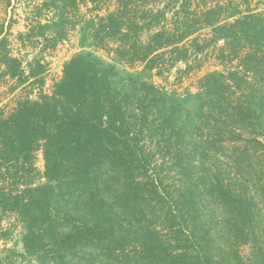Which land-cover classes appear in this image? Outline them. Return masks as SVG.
Here are the masks:
<instances>
[{"label": "trees", "instance_id": "16d2710c", "mask_svg": "<svg viewBox=\"0 0 264 264\" xmlns=\"http://www.w3.org/2000/svg\"><path fill=\"white\" fill-rule=\"evenodd\" d=\"M106 1L43 0V6L66 16L65 24L81 4L98 12ZM145 1L117 0L113 10L96 14L94 44L161 75L178 62L188 70L190 57L222 41L216 59L226 70L199 78L202 93L192 110L153 82L122 78L115 64L80 52L65 62L51 93L0 110V221L14 215L25 231L23 250H0V264H95L142 232L149 264H221L209 248L211 228L200 217L201 184L230 216L234 244L264 240V214L251 211L257 202L250 196L254 186L264 201V185L257 186L264 174V9H252L247 0H201L200 10L191 8L194 0H168L167 6L178 7L171 21L166 7L154 10ZM203 29L210 31L201 39ZM61 30L47 38L62 39ZM29 62L26 71L0 24L2 76L17 86L31 79L42 85L45 63ZM38 151L45 181L35 184ZM156 155H172V168L183 177L202 174L191 191L182 187L177 201L158 174L146 180L155 201L149 212H157L175 238L168 243L150 225L138 229L148 207L134 181L149 174ZM263 252L258 264H264Z\"/></svg>", "mask_w": 264, "mask_h": 264}, {"label": "rangeland", "instance_id": "374dc122", "mask_svg": "<svg viewBox=\"0 0 264 264\" xmlns=\"http://www.w3.org/2000/svg\"><path fill=\"white\" fill-rule=\"evenodd\" d=\"M167 1L146 0L145 3L148 5V8L154 10L166 7L168 11L167 17L171 19L173 13L178 10V7L173 10V8L167 6ZM205 1L208 2L207 5H215L216 3V0ZM247 1L250 2L252 9H264V0ZM116 5L117 0H107L105 4L101 5V9L95 12L90 10V3L87 5L81 4L79 10L70 15L71 18L69 19L71 21L68 20V22L62 24L63 21H67V17H61L55 9H48L46 5L43 6V0H0V24L4 25L5 32H7L9 47L12 49V53L22 59L26 71L29 70V61L33 62L35 58L41 59L46 65V72L43 74L44 83L42 85L40 82L31 79L28 83L21 86H17L15 80L2 76L4 67L1 66L0 110L8 113L15 107L19 99L27 97L35 99L39 97L40 93H51L55 82L62 76L65 62L74 54L80 52L90 53L103 63L115 64L122 78L133 75L138 80L153 82L170 99L180 100L185 106L196 110L197 102L202 93L199 88V78L215 69L226 70V67L219 65L216 59L217 48L223 42L219 41L207 51L198 54L196 57H190L191 62H189V66L191 68L188 70L186 69L187 64L185 62H178L172 67L164 68L161 75H158L156 70L146 69L145 65L141 63L129 66L125 62L120 61L108 49L97 47L92 38L96 21L95 15H104L108 11L113 10ZM204 6L201 0L191 2L192 9L200 10ZM241 7L244 8L245 5ZM41 26H45L44 32L46 36L42 34ZM63 27H65V36L62 39L56 41L52 38H47L50 35H55L57 28L61 30ZM209 31V29H203L198 34L201 39H204L208 37ZM21 33H28V35L22 36V38ZM23 39L25 43H23ZM52 44L54 46H50ZM143 141L147 145L146 148L148 150L154 149L150 148L151 143L148 140L144 138ZM171 156H167L163 160L160 155H156L148 172L149 174L136 177V181H134V183H140L138 185L141 191L140 197H145L144 205L145 208H148L146 209L147 215H145L144 219L138 221V219L134 218L132 220L137 225L136 227L140 226L138 228L140 233L143 231V228L149 225L154 227L156 232L158 229L160 231V238L166 243L175 241V238L162 226L161 221H164V219L160 218L159 220L157 212H149L152 210L149 205L154 204L155 201L148 195L146 180L151 175L157 177L158 174L163 180L164 186L170 191L169 198L177 201L183 190L182 187H186L191 191L194 185L200 183L202 175L200 172H197L188 178L183 177L173 169L172 163L174 162ZM195 161L197 162L198 160L195 159ZM210 162L211 160H208L207 165ZM36 165L38 173L33 178V182L35 184L43 183L45 179L42 177L44 172L42 151L37 152ZM215 171V168H213L212 172ZM258 178H260L261 183H257V186L264 185V174L260 173ZM200 186H202L203 192L198 196L197 204L202 224L206 228H211L209 248L214 256V260L222 261L223 263L221 262V264H258L259 254L264 251L263 238H258V242L255 245L251 240L246 244H234V233L229 231L228 226H226V218L230 217L227 215L226 209L206 192L204 185L201 184ZM255 189L254 186L250 189V196L257 202V205L254 204L252 206L251 211L264 214V201L260 199L258 192L254 191ZM121 221L125 223L127 220L121 219ZM137 221L139 222V226ZM6 229L9 232L5 238L3 233ZM24 232V226L17 222L16 217L6 214L0 221V250L2 251L6 247H11L16 251H22V236ZM143 233L133 238L132 242L125 244L123 248L116 249L110 260H107L106 256L103 259V255H101L95 264H101L103 261V264H149L146 262L147 257L144 252L146 238L143 237ZM189 249L193 255L196 254L193 248ZM153 264H157V262Z\"/></svg>", "mask_w": 264, "mask_h": 264}]
</instances>
